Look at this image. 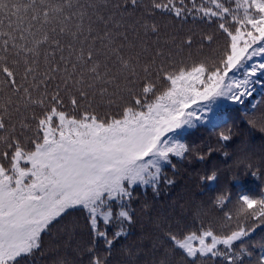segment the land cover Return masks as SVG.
<instances>
[{
  "label": "snow or ice",
  "instance_id": "1",
  "mask_svg": "<svg viewBox=\"0 0 264 264\" xmlns=\"http://www.w3.org/2000/svg\"><path fill=\"white\" fill-rule=\"evenodd\" d=\"M165 14L216 18L226 43L210 57L189 52L177 61L193 38L162 35L155 17ZM261 55L264 0H235L234 8L219 0H0V264H35L37 254L67 264L43 238L56 228L71 240L76 213L90 237L78 249L86 264H110L136 222L137 186L158 194L164 166L190 151L175 139L193 123L190 106L244 104L264 76V62H247ZM239 70L243 78L233 79ZM201 179L211 183L216 173ZM222 219L229 223L219 232L211 222L184 231L157 217V240L147 253L129 250L125 264H141V255L146 264H175L177 253L185 264H242L233 247L264 223V196L241 195Z\"/></svg>",
  "mask_w": 264,
  "mask_h": 264
},
{
  "label": "trees",
  "instance_id": "2",
  "mask_svg": "<svg viewBox=\"0 0 264 264\" xmlns=\"http://www.w3.org/2000/svg\"><path fill=\"white\" fill-rule=\"evenodd\" d=\"M219 2L235 7V0ZM141 3L147 6L149 0H141ZM155 19L161 26L162 35L192 36L191 49L185 48L183 54L176 57L177 61L187 59L189 52L194 59L210 57L218 54L226 43V34L219 29L216 18L209 21L189 15L177 19L165 14L157 15ZM209 35L213 36L212 42L206 39ZM257 62H264V55L253 57L246 66ZM243 76L244 71L239 70L232 78L242 79ZM203 107L205 109H199L198 118L193 119L192 125L175 137L185 143L190 151L183 157H172L171 163L164 166L158 194L151 187L137 186L132 204L136 222L129 228L131 234L121 239L112 250L110 264H125L129 250L139 249L147 253L151 243L159 236L153 224L157 217L168 219L173 225L180 222L184 231H198L201 223L208 225L211 222L212 227L219 232L222 223H229L222 219L224 214L235 213L241 195L257 199L264 196V131L261 130L264 118V76L258 74L253 96L245 98L244 104L221 100L216 104L207 102ZM221 121L223 123L219 127L213 128L214 123ZM250 121H255V126ZM221 132H230V140H221ZM198 155H203L204 159H197ZM212 172L216 173L215 181L208 183L201 179ZM165 178L174 182L166 184ZM221 195L228 197L226 203L216 200ZM145 203L151 205L147 210L143 209ZM74 216L79 223L77 234L69 240L53 228L52 233L43 238L44 248L47 250L58 245V253L66 259L67 264H86L87 256L78 249L87 246L90 237L83 217L78 213ZM230 223L235 224V219ZM247 223L251 226L253 222ZM233 251L242 264H257L258 258L264 255V223L257 220L254 230L236 242ZM37 257L35 264H48L51 259V255L41 258L37 254ZM149 259V256L141 255V264H146ZM175 264H185V258L179 253L175 256ZM201 264H225V261L217 258Z\"/></svg>",
  "mask_w": 264,
  "mask_h": 264
},
{
  "label": "rangeland",
  "instance_id": "3",
  "mask_svg": "<svg viewBox=\"0 0 264 264\" xmlns=\"http://www.w3.org/2000/svg\"><path fill=\"white\" fill-rule=\"evenodd\" d=\"M221 100H224V99H223V98H218V99H216V100H214V101H201V102H203V104H201L200 101H197L196 104H192V105L190 106V108L188 109V111H192V112L194 113L193 118H198V114H197V113L199 112V109H200V110H201V109H205V108L203 107L204 104L207 105V102H211L212 104H216V102H217V103H220ZM187 127H188V126H186L184 129H187ZM184 129H183V130H184ZM220 247H223V246H220Z\"/></svg>",
  "mask_w": 264,
  "mask_h": 264
}]
</instances>
